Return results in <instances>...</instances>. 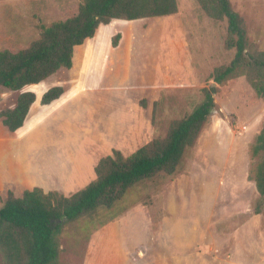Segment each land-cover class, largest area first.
I'll return each instance as SVG.
<instances>
[{
  "label": "rangeland",
  "instance_id": "1",
  "mask_svg": "<svg viewBox=\"0 0 264 264\" xmlns=\"http://www.w3.org/2000/svg\"><path fill=\"white\" fill-rule=\"evenodd\" d=\"M229 1L242 19L248 46L264 52V0ZM81 2L0 0V50L28 48L39 39L40 26L75 16ZM176 2L171 16L101 26L74 50L70 69L24 88L36 97L24 127L8 135L0 119V141L13 144L19 131H29L61 106L50 116L49 130H37L18 150L28 154L21 157L31 151L38 163L52 161V169L81 160L91 180L80 174L86 180L74 186L75 194L95 178L91 162L104 156L97 158L95 146L82 151V142L102 141L112 146L108 152L129 156L166 138L175 121L200 105L203 89L214 86L215 107L178 172L145 179L111 209L63 225L60 264H87L97 233L118 220L128 224L122 234L128 228L134 237L122 235L131 245L116 264H264V206L255 213L260 198L249 180L259 162L251 147L264 125V100L244 76L213 84L214 70L234 56L225 47L227 24L209 19L196 0ZM53 87L61 95L42 105V95ZM18 95L0 87V111L13 108ZM80 96L88 100L76 102ZM97 112H104L102 132L91 124ZM63 183L56 174L48 180L54 188ZM9 191L0 193V207Z\"/></svg>",
  "mask_w": 264,
  "mask_h": 264
},
{
  "label": "trees",
  "instance_id": "2",
  "mask_svg": "<svg viewBox=\"0 0 264 264\" xmlns=\"http://www.w3.org/2000/svg\"><path fill=\"white\" fill-rule=\"evenodd\" d=\"M211 20L225 21V47L234 52L227 66L214 70L215 86L244 76L264 100V52L250 48L242 19L229 0H196ZM176 0H82L75 16L40 26L39 39L18 52L0 50V87L19 92L11 109L0 111L3 126L12 134L24 127L35 94L23 91L37 85L61 69H70L74 50L94 37L100 26L112 21H137L177 13ZM116 43H113V46ZM60 87L47 90L41 98L48 105L61 95ZM214 86L203 89L204 99L186 117L175 121L164 139H155L129 156L113 150L99 160L96 179L83 190L65 197L39 188L20 195L9 191L0 207V264H60V235L63 225L91 219L100 209H111L135 185L159 173L175 175L183 164L211 115L215 104ZM1 128V127H0ZM4 134H7L3 131ZM259 158L251 171L260 201L255 213L264 206V125L251 147Z\"/></svg>",
  "mask_w": 264,
  "mask_h": 264
},
{
  "label": "crops",
  "instance_id": "3",
  "mask_svg": "<svg viewBox=\"0 0 264 264\" xmlns=\"http://www.w3.org/2000/svg\"><path fill=\"white\" fill-rule=\"evenodd\" d=\"M116 22L127 24L136 21H116ZM80 98L81 100L75 99L76 102L78 101L85 102L88 100L81 96ZM32 108L33 105L31 106L30 109L31 114H32ZM57 109H59L57 113L62 111L61 106L57 107ZM97 113H98L97 118L91 120V124L95 126L99 132H102V127L104 126L102 124V122L104 121V112H97ZM56 114H53V116H51V114L49 115L47 114L48 116L42 115V117L45 118L40 119L39 123H35L34 126L29 131L27 132L19 131L21 133L19 134L18 138H16L13 141V144L7 142L6 140L0 141V193H4V191L11 190L15 195L18 196L25 190H33L34 188H39L43 190L45 193L56 190L59 191L62 195L68 197L71 194H73V192H76L78 190L76 188L74 189V186L78 185L79 183H83V182L85 183L86 176H89V180H91V174H88L87 169L83 168V164H81V160L77 163L76 161H70L68 163L69 166H65L66 168L63 170V168L60 167L52 169L53 167L52 161L50 162V164H48L50 165V167L47 164H43L41 161L38 163L37 161H35L34 158L36 157L31 153V151H30L31 156L29 157L19 156L20 154L21 155H28V154L26 152L20 153L18 147H20V145H23L27 140V138L35 135L34 132H36L37 130L40 129L49 130L50 116L56 117L54 116ZM29 117H31L30 112H29ZM8 135H12V134H8ZM91 140L92 139H90V141ZM97 142L98 141L96 140L94 144H91L89 146L87 145V143L82 142V145H85L84 148H81L82 151H85V148L92 149L95 146V148L99 152L97 158L102 154L104 155L103 157L112 154V151L108 152V150H111L112 147L110 144L102 143V141L98 143ZM100 145H104V146H100ZM72 149L78 150L79 148L73 147ZM96 161H95L96 163L91 162V168L94 175H95V167L99 162L98 160ZM82 173L86 174L84 179H81V177L79 176ZM55 174L61 177V179L64 180V183L63 185H59L54 188L48 184V180L51 178V176ZM95 179H96V175L92 181H94ZM143 224L149 225L150 223L148 221H145L143 222ZM122 226L128 227V224L127 226H124V222L122 220H118L115 223L113 224L110 223L105 228L103 227L102 229H100L102 231L97 233V236H95L93 242H91V245H89L88 253L86 254L87 257L85 259V262H87V264H116L117 263L116 261L121 260L117 257H121L120 253L122 254L126 253L127 244L131 245V240L127 241V239L123 238L122 235L130 236V239L134 237L133 233L132 236L130 235L128 228H127L128 232L124 231V234H122L123 231V229L121 228ZM125 233H129V234H125ZM93 243L95 244V247ZM169 257L171 258L178 256L169 254Z\"/></svg>",
  "mask_w": 264,
  "mask_h": 264
}]
</instances>
